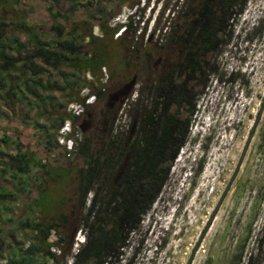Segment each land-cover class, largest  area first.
I'll return each instance as SVG.
<instances>
[{"label":"rangeland","instance_id":"rangeland-1","mask_svg":"<svg viewBox=\"0 0 264 264\" xmlns=\"http://www.w3.org/2000/svg\"><path fill=\"white\" fill-rule=\"evenodd\" d=\"M85 1L49 0L52 9L65 12L63 18L58 17L61 31L69 29L79 39L74 63H47L36 57L30 70L8 69L5 85L0 86V138L7 137L0 139V262L9 255L5 232L11 233V244L19 252L17 248L29 243L34 232L28 221L64 214L48 240L58 239L55 231L63 237L48 249L58 255L56 264L70 263L74 240L83 239L85 233L78 223L85 209L76 198L82 160L74 152L57 155L43 143L49 135L55 137L56 128L66 118L70 134L79 140L78 125L87 117L85 112L95 110L100 116V108L108 109L109 114L112 110L115 118L95 122L96 132H83L92 147L115 129L129 133L128 121L133 118L135 124L131 116L137 115L134 109L140 108V102L148 106L155 77L174 67L171 64L183 52V42L170 40V32L181 29L189 5L195 7L200 0ZM46 7L45 0H14L13 4L0 0V32L15 35L23 53L44 41L58 55L57 39L70 36L56 37ZM128 17L129 24L121 30ZM95 21H102L103 26ZM118 23L121 25L111 30ZM224 36L227 38L208 57L211 69L195 99L188 136L169 166L167 180L139 225L128 232L122 252L106 264H185L231 174L264 94V0H246ZM5 51H9L7 47ZM62 54L70 53L64 50ZM132 75L134 83L122 102L120 95L111 98L110 93ZM9 81H18L15 94L6 87ZM70 103H80L82 112L69 116ZM204 115L209 118L208 129L201 122ZM196 137L198 143L191 147ZM18 148L29 151L28 171L21 178L8 166L9 161L3 162ZM64 164L67 167L61 168ZM7 189L13 193L4 194ZM101 191L97 189V196ZM30 192L32 199L26 201ZM92 195V189L85 192L84 206ZM190 264H264V106L238 170Z\"/></svg>","mask_w":264,"mask_h":264},{"label":"trees","instance_id":"trees-1","mask_svg":"<svg viewBox=\"0 0 264 264\" xmlns=\"http://www.w3.org/2000/svg\"><path fill=\"white\" fill-rule=\"evenodd\" d=\"M1 1L12 4L14 2V0ZM45 1L47 13L53 21L50 28L55 31L56 37L69 35L72 38L57 39L60 48L58 55L52 52L44 41L23 53L20 51L22 45L15 35L7 36L5 32L3 34L0 32V86L5 85L4 75L8 69L14 68L23 73V70L34 67L33 58L36 57L47 63L56 60L74 63L73 53L77 51L79 39L74 38L69 29L61 31L62 25L58 17L63 18L65 12L52 9V3L49 0ZM245 1L200 0L195 7L189 5L191 8L187 11L188 16L183 20L181 29L175 27L169 35V39L173 42H183V52L179 59L171 64L174 67H169L164 73L155 77L152 96L146 103L148 106L140 102V108L134 109L137 115L131 116L136 120L131 138L128 139L126 129L125 132L115 129L114 132H108L106 137L99 139L95 147L91 146L88 137L83 133L79 140L74 139L73 148L69 153L74 152L82 160L78 167L76 198L78 205L82 204L85 209L83 214L78 216L79 226L85 227V233L83 241L73 252L69 264H106L112 256L122 252L128 232L139 225L141 216L151 207L168 178L169 166L188 136L187 127L194 111L195 99L205 84V74L211 69L208 57L211 52L217 51L220 40L227 38L224 35L228 32L231 20L235 17V13L241 12ZM85 2L90 3L88 0ZM129 18L122 23L121 30L129 24ZM95 22L103 26L102 21ZM119 25L121 23L111 27V30ZM221 34H224L223 38ZM6 47L8 52L13 50L14 52H6ZM62 50L70 54L63 55ZM6 84L12 94L17 92L15 85L18 81L16 84L10 81ZM69 116L77 115L71 112ZM132 119L128 121L129 126ZM0 139L5 140L7 137L4 135ZM43 146L48 150L52 149L57 155L66 154V150L57 142L56 135L52 139L49 135ZM28 153L26 149L18 148L12 155H7L3 162L9 161L8 166L17 171L21 178L22 173L28 171L30 162L27 158ZM123 161L120 173L113 182L118 165ZM200 164L201 161L199 166ZM60 167L63 168V165ZM97 182L101 183V186L96 185ZM99 188H102V191L97 196L95 192ZM91 189L93 195L84 206L85 192ZM12 193L11 189L4 191L6 195ZM63 218L64 214H60L57 217L51 216L46 221H28L34 232L30 235L29 243L17 248L19 252L11 244V233L5 232L10 243L9 255L0 264H56L58 255L48 247L56 245L63 236L55 231L58 239L48 240V235L53 227L62 223ZM22 223L24 222H19ZM248 260L249 256L245 263Z\"/></svg>","mask_w":264,"mask_h":264},{"label":"water","instance_id":"water-1","mask_svg":"<svg viewBox=\"0 0 264 264\" xmlns=\"http://www.w3.org/2000/svg\"><path fill=\"white\" fill-rule=\"evenodd\" d=\"M134 79H135V75H132L129 78V80L126 83H124L120 88H118L117 90H115L112 93H110V97L113 98V99H115L118 95H120L121 97L119 98V102H122V100L124 99V97L127 95V93L132 88V85L134 83ZM263 106H264V94H263L262 99H261V101L259 103V106H258V109L256 111V114H255V116H254V118L252 120V123L250 125V128H249V130H248V132H247V134L245 136V139H244L243 144L241 146V149H240L239 155L237 157V160L235 162V165L233 167V170L231 171L230 176L228 177V179H227V181H226L223 189L221 190V192H220V194H219V196L217 198V201H216L215 205L213 206V208H212V210H211V212L209 214L208 219L206 220V222L203 225L202 229L200 230V232H199L196 240L194 241V243H193V245H192V247H191V249L189 251V254L187 256V259L185 261V264H190L191 259L193 257V254L195 252V249H196L199 241L201 240L203 234L205 233V231H206V229H207V227H208V225L210 223V220L212 219V216L216 212V209H217L219 203L221 202V200H222L223 196L225 195L226 191L228 190V187L231 184V182H232V180H233V178H234V176H235V174H236V172L238 170V167H239V165L241 163V160L243 158L245 149H246V147L248 145V142H249V140H250V138L252 136L254 127L256 125V122H257V120H258V118H259V116H260V114H261V112L263 110ZM133 126H134V120H132V122L130 124L128 137H129L130 133L133 130ZM123 163H124V161L121 164L118 165V169H117V171L115 173L114 179L119 175L120 170H121V168L123 166Z\"/></svg>","mask_w":264,"mask_h":264},{"label":"flooded vegetation","instance_id":"flooded-vegetation-1","mask_svg":"<svg viewBox=\"0 0 264 264\" xmlns=\"http://www.w3.org/2000/svg\"><path fill=\"white\" fill-rule=\"evenodd\" d=\"M160 60H164V57L163 58H161ZM163 66L165 65V64H162ZM89 104V102H85V105L87 106ZM103 109H105V108H103ZM103 109H99L98 110V112H99V115L100 116H98L97 114H95V110H92V111H86L85 112V114H86V116L87 117H85L84 119H82V122L81 123H79V125H78V128H79V132L80 133H83L84 131H86L87 129H89V131H93V132H96V123L95 122H101V123H105L106 122V120H114V118H115V116H114V113H112V110H111V114H109V110L108 109H105V110H103ZM82 112V107H81V109L79 110V112L76 114V115H78V114H80ZM98 116V117H97ZM74 139H75V137H74ZM67 154H69V152L67 153ZM63 166H66L67 167V165H63ZM234 167V166H233ZM233 170V169H232ZM115 177V176H114ZM114 177H113V182L114 181H116V179H117V177L114 179ZM29 191H27L26 193H28ZM26 193H22V194H26ZM28 195V198L27 199H25L26 201L27 200H29V199H32V194H31V192L29 193V194H27ZM30 201V200H29ZM28 201V202H29ZM27 202V203H28ZM26 203V202H25ZM26 203V204H27ZM72 232V234H73V231H71Z\"/></svg>","mask_w":264,"mask_h":264},{"label":"built area","instance_id":"built-area-1","mask_svg":"<svg viewBox=\"0 0 264 264\" xmlns=\"http://www.w3.org/2000/svg\"><path fill=\"white\" fill-rule=\"evenodd\" d=\"M80 103H70L69 104V110H71L72 113L77 114L79 110L81 109V106H79ZM70 123L69 120L66 118L62 121L60 126L57 129V135H56V140L59 144L63 146V148L66 150V154L73 148L74 145V138L69 134L70 132ZM83 239L77 238L74 240L75 244V250L77 248V245L79 242L81 243ZM74 250V251H75Z\"/></svg>","mask_w":264,"mask_h":264},{"label":"clouds","instance_id":"clouds-1","mask_svg":"<svg viewBox=\"0 0 264 264\" xmlns=\"http://www.w3.org/2000/svg\"><path fill=\"white\" fill-rule=\"evenodd\" d=\"M259 16H261V14H260ZM241 19H246V16H242V17H241ZM123 22H124V21H123ZM202 118H203V119H204V118L206 119V120L204 119V120H205V122H204V120H202L201 122H203V123H204V125H206V124H207V125H208V126H207V129H208V127H209V125H210V122H208L209 118H208V117H206L205 115H204ZM207 119H208V120H207ZM211 127H212V125H211ZM203 130H204V127L202 128V130H201V131H203ZM70 133H71V129H70V132H69V134H70ZM207 133H209V132H207ZM56 135H57V134H56ZM71 136H72V135H71ZM72 137H73V136H72ZM73 138H74V137H73ZM73 140H74V139H73ZM194 143H195V144H197V143H198L197 137H196V141H192V142H191V147H193V145H195ZM202 151H203V150H202ZM192 159H193V158H192Z\"/></svg>","mask_w":264,"mask_h":264},{"label":"bare ground","instance_id":"bare-ground-1","mask_svg":"<svg viewBox=\"0 0 264 264\" xmlns=\"http://www.w3.org/2000/svg\"><path fill=\"white\" fill-rule=\"evenodd\" d=\"M136 121V120H135ZM135 125V124H134ZM135 128V127H134Z\"/></svg>","mask_w":264,"mask_h":264}]
</instances>
